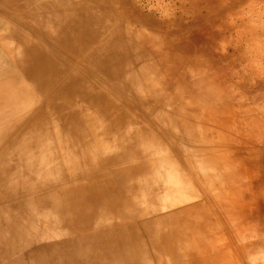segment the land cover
I'll use <instances>...</instances> for the list:
<instances>
[{"label":"rangeland","instance_id":"rangeland-1","mask_svg":"<svg viewBox=\"0 0 264 264\" xmlns=\"http://www.w3.org/2000/svg\"><path fill=\"white\" fill-rule=\"evenodd\" d=\"M27 1L0 0V30L11 34L19 28L18 36L34 49L55 57L57 80L54 90L44 92L30 82L32 98L20 111L26 114V124H33L34 136L42 135L47 143L65 141L72 160L59 148V158H65L59 167L63 176L78 180L91 175L84 189L57 199L60 213L71 216L69 221L47 208L45 231L76 237L89 218L106 216L113 224L105 235L111 246L117 238L112 229L136 218L139 211L166 204L177 208L193 193L225 189L228 196L246 187L244 195L224 197L230 199L226 216L235 226L229 229L227 220L218 229L209 220L206 230L210 228L213 236L226 232L240 264H262L264 0H33L42 4L41 11L27 20L12 15ZM132 1L142 12L123 6ZM100 40L104 47L95 49L98 55L91 63L78 56ZM20 50L15 48L14 54L26 57ZM64 128L72 130L63 132ZM125 153L131 162L120 158L122 165L107 163L109 172L94 177L101 159L114 160ZM136 181L159 186L160 194H147L124 208L125 186ZM88 185L105 187L106 195L93 203L90 195L84 196ZM75 197L81 198L79 204H64ZM43 204L37 203L36 209L43 210ZM94 207L106 211L99 213ZM165 223L159 221V231L165 230ZM139 241L146 264H173L159 263L145 238ZM125 247L128 252L134 248L127 243ZM196 259L190 256L183 264H195Z\"/></svg>","mask_w":264,"mask_h":264},{"label":"bare ground","instance_id":"bare-ground-1","mask_svg":"<svg viewBox=\"0 0 264 264\" xmlns=\"http://www.w3.org/2000/svg\"><path fill=\"white\" fill-rule=\"evenodd\" d=\"M133 2L124 3L123 6H128L130 10L137 13L142 12L140 6L135 2L133 5ZM22 5V7L12 10V15L16 18L26 16L23 19L27 20L29 14L42 10V4L37 1L30 0L23 2ZM37 26L42 25H39L38 22ZM19 31V28H15L9 34V32L4 33L0 30V264H146L143 261L147 260L145 254L141 248L137 247L141 243L139 241L141 236L154 250L159 263L169 260L173 264H183L186 258L192 256L197 258L195 264H214L215 261L216 264H240L241 260L235 252V248L232 247L233 243L229 241L226 232L213 236L210 228L206 230V225H210V222L213 221V224L221 229L222 221L227 222L228 220L226 206L228 207L230 199L227 200V198L235 193L244 195L246 187H237L238 189L228 196H226L227 190L225 189H217L205 194L193 193L177 208L166 204L167 207H160L156 210L139 211L136 218L133 217L132 220L125 221V225L112 229V234H115L117 238L110 241L111 246L105 242V235L109 230L106 227L113 224L106 222V216H101L98 220L89 218L86 224L80 225L81 233L76 237L75 235L67 236L63 239L57 236L56 231H45L42 219L48 212L47 208L52 213L63 215V211L60 213L59 200L57 199L66 198L73 191L84 189L81 187L91 183V175L77 177L78 180H69L68 177L63 176L59 167L65 158L62 157L61 160L57 151L59 152L60 148L63 153L66 152L64 155H67V159L72 155L65 141L56 144L53 143L54 140L52 142L49 140L47 143L48 139L45 142L42 135L34 136L32 134L33 124L31 122L26 124L24 118L26 114L20 109L27 104L29 98H32L28 92V84L31 82L32 86L40 92L54 90L57 80L54 69L57 67V63L55 57L52 58V56L34 49L28 40L18 36ZM96 42V46L87 45L78 55L87 63H91L92 57L98 55L96 48L99 52L104 47L102 40ZM15 48L26 52V57L16 56ZM64 91L66 92V90ZM67 100L69 99L67 98ZM18 118L22 120L20 119L19 122ZM122 124L124 125V123ZM70 130L72 129H62L63 132ZM46 135L48 136V134ZM19 144L20 146L17 147ZM99 145L103 148L102 140ZM81 150L84 155L87 154L85 143L81 145ZM120 158L127 159L128 162L133 159L127 153L122 154L121 157H115L114 160H106L105 157L96 167L94 177L103 176L106 171L109 172L108 169L111 167H106L107 163H111L113 167L122 165ZM71 174L74 175V173ZM88 187L90 188L84 191L86 192L84 196L90 195L93 203L98 202L100 197L106 195L105 187L99 189L92 185H88ZM160 190L159 186L151 187L144 181L140 183L136 181L129 188L127 184L122 195V204L124 208H127L130 201H138V198L147 194L156 198L159 196ZM222 198L226 199L223 200V203H221ZM80 200L81 198L75 197L67 200L64 204L67 205L69 202V205L73 207L79 204ZM190 201L194 203H188ZM39 202L44 203L43 210L36 209V204ZM94 209L99 210V213L106 211V209L100 210L99 207H94ZM94 209L93 211H95ZM162 214H165V217L161 216ZM62 217L65 221H69L71 216L64 214ZM160 218L166 221L164 231H159ZM227 223L229 229L233 225L235 226V222L230 224V220ZM123 231H127V237L123 236ZM233 236L235 235L233 234ZM234 239L239 245L238 236ZM95 243L98 244L97 247ZM126 243L128 247H134L130 248L131 252H128V248L125 249ZM215 253L216 257L213 256Z\"/></svg>","mask_w":264,"mask_h":264}]
</instances>
